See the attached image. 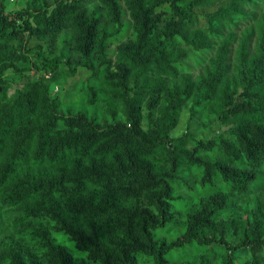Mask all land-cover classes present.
<instances>
[{
	"label": "trees",
	"instance_id": "16d2710c",
	"mask_svg": "<svg viewBox=\"0 0 264 264\" xmlns=\"http://www.w3.org/2000/svg\"><path fill=\"white\" fill-rule=\"evenodd\" d=\"M257 1L0 0V264H264V191L239 204L264 185V18L227 64ZM79 70L87 108L59 112Z\"/></svg>",
	"mask_w": 264,
	"mask_h": 264
},
{
	"label": "rangeland",
	"instance_id": "374dc122",
	"mask_svg": "<svg viewBox=\"0 0 264 264\" xmlns=\"http://www.w3.org/2000/svg\"><path fill=\"white\" fill-rule=\"evenodd\" d=\"M26 0H4V14H7L8 16H11L15 13H21L23 6L25 5ZM245 14L246 17L239 20V23L237 27H235L233 32L232 41L229 44V54H228V61L227 64L229 65V74L233 75V68L235 66V54L237 50V46L241 39L244 37V35L249 34L250 35V53H253L255 51V44L256 39L258 37V26L264 18V0H258L255 6H245ZM40 42L44 45V47L47 49L46 43L44 41L38 40L36 37H32L28 41V47L34 46L36 43ZM216 48V46H215ZM213 56V55H212ZM72 60H74V57H72ZM20 68H27L29 65V62H18L17 63ZM209 67L208 60L200 61L199 63H190V68L187 71V75H190V79L192 81H195L199 76L204 75L205 70ZM60 69L66 68L65 64H60ZM28 71V70H25ZM24 73L22 70H14L12 67L7 68L4 72V83L8 86L7 87V94L10 95L12 92H14V89L16 87H20L19 84V78L20 74ZM89 71L79 70L76 74L70 77L66 78H60L54 81L50 85V92L51 94L57 95V99L59 101V112L61 109L68 108L73 112H76L80 110L82 107H86V104L84 102V98L82 99L81 94L83 93V83L89 76ZM169 82H174L177 85L181 83V79L177 78H169ZM2 89V87H0ZM73 100V101H72ZM119 113V112H118ZM189 110L183 109L179 119L178 123L175 126V128L172 129L171 134L172 135H178L181 134L183 131L187 129L188 126V118H189ZM201 121L192 123L190 125V129L192 130V133L197 138H202L209 136L211 134L217 133V123H211L208 121V123L202 124ZM263 187V188H262ZM257 190L256 192L249 193L247 195V200L244 201L241 199L239 201L240 203H243L246 205V203L254 201V196L257 197L260 193L264 191V185ZM245 198V199H246ZM262 208V206H261Z\"/></svg>",
	"mask_w": 264,
	"mask_h": 264
}]
</instances>
